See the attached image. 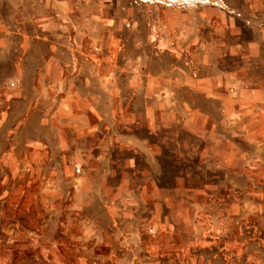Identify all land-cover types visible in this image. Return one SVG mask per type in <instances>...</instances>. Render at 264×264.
<instances>
[{"label":"crops","instance_id":"1","mask_svg":"<svg viewBox=\"0 0 264 264\" xmlns=\"http://www.w3.org/2000/svg\"><path fill=\"white\" fill-rule=\"evenodd\" d=\"M62 1L77 17L63 26L75 45L64 60L50 53L33 75L19 74V101L30 89L32 103L51 111L57 140L84 152L76 161L83 173L114 175L145 199L148 221L179 222L168 236L192 237L197 247L213 238L217 252L202 264H236V237L246 246L242 264H264V0H222L225 28L212 21L209 35L190 41L180 32L175 50L185 56L168 69L99 50L122 28L113 13L101 19V7L118 0L90 9L86 0Z\"/></svg>","mask_w":264,"mask_h":264},{"label":"rangeland","instance_id":"2","mask_svg":"<svg viewBox=\"0 0 264 264\" xmlns=\"http://www.w3.org/2000/svg\"><path fill=\"white\" fill-rule=\"evenodd\" d=\"M94 1L86 0L88 9ZM62 2L0 0V264H202L214 259L210 236L203 238L205 247L191 243L192 237H170L168 230L179 222L148 221L145 199L121 189L114 175L83 173L76 161L85 159L84 152L57 140L51 111L32 103L30 89L22 93L28 101H19V74L33 75L40 58L50 53L64 60L75 45L67 38L74 30L63 26L77 17ZM224 5L222 0H118L100 12L104 21L113 13L122 28L114 29L116 39L99 50L120 48L142 65L148 58L155 69L178 68L185 56L175 50L179 37L190 41L201 32L209 35L216 20H224L225 28ZM97 32L103 37L105 31ZM41 114H47L43 125ZM106 152L109 156L113 149ZM192 226L200 228L195 221ZM201 226L213 227L210 222ZM235 239L236 264H242L244 238Z\"/></svg>","mask_w":264,"mask_h":264},{"label":"bare ground","instance_id":"3","mask_svg":"<svg viewBox=\"0 0 264 264\" xmlns=\"http://www.w3.org/2000/svg\"><path fill=\"white\" fill-rule=\"evenodd\" d=\"M13 255V254H12ZM12 257V256H11ZM14 261H16V260H14Z\"/></svg>","mask_w":264,"mask_h":264}]
</instances>
